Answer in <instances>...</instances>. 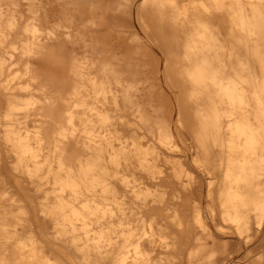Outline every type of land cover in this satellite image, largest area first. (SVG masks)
Masks as SVG:
<instances>
[{
  "label": "bare ground",
  "instance_id": "bare-ground-1",
  "mask_svg": "<svg viewBox=\"0 0 264 264\" xmlns=\"http://www.w3.org/2000/svg\"><path fill=\"white\" fill-rule=\"evenodd\" d=\"M134 12L145 43L128 33ZM156 45L163 74L184 85L174 101ZM177 155L203 173L186 186L184 163L173 161L175 198L203 197L210 223L220 213L238 239L263 230L264 0H0V177L7 157L49 234L80 264H160L159 227L142 218L190 208H171L158 187ZM15 190L0 194V264H70L40 247ZM200 208L190 224L204 232L182 249H191L188 264H217L234 238L208 234ZM160 242L175 248V239Z\"/></svg>",
  "mask_w": 264,
  "mask_h": 264
},
{
  "label": "rangeland",
  "instance_id": "rangeland-1",
  "mask_svg": "<svg viewBox=\"0 0 264 264\" xmlns=\"http://www.w3.org/2000/svg\"><path fill=\"white\" fill-rule=\"evenodd\" d=\"M132 3H136L138 0H130ZM136 11V10H135ZM218 20L221 24H223L225 30H227L229 25V16L226 12H221L218 14ZM132 27L129 28V35L132 38H135L137 41H140L142 43H145L148 35L146 34L145 29L139 24V21L136 18V12L132 15ZM156 32V30H155ZM155 36L153 33L149 35V38L151 41L154 39ZM157 46V45H156ZM157 52L155 53L156 56H158L159 59V72L157 73L159 75V81L161 84V87L168 91V94L170 95V100L174 101L175 94L183 95V91L181 90L184 85L180 83H174L171 84L167 76L164 75L165 67H164V60H163V51L161 50V47L157 46ZM143 60H147V56L141 57ZM182 59L179 55L175 57L174 62L176 63L177 60L180 61ZM178 62V61H177ZM181 62V61H180ZM146 77V79L153 81L154 83L151 84V88L154 87L155 84L159 82H155V79L153 76H155L152 73H147L146 75H143ZM179 75L177 74L176 77ZM152 77V79H151ZM147 84V83H146ZM3 106V104H2ZM174 128H175V120H174ZM176 138L179 139L182 146L186 147L189 152L193 151V142L190 132L184 133H177V126H176ZM172 162L165 165L163 168V174L162 176H167L165 180H162L164 183L160 184L159 189H162L165 191V201H168L169 203L173 204L171 208H175V204L178 203V205L186 206L188 209L187 212H182L179 215H174L173 211H166V210H160V213L157 215H144L142 218L146 223L148 221H154L157 223V226L159 229H157L158 234L155 235L156 243H154L155 247H158L157 251H154L152 256L154 257V260H158L160 264H188L187 260V253L191 250L190 248L182 249L187 246V241L190 240V237H194L199 233H203V229L200 227H194L192 226L195 221V217L197 215V210L195 211V206H200V213L202 215V219L207 223V233L213 234L217 239H221L224 237H232L234 239H231L232 242V248L231 252L226 256V258L223 260H219L217 264H251L254 259L257 258L259 255H264V225L263 230L256 232L257 236H252L254 233V230L248 231V233L243 234L241 239H238L237 233L234 232V228L232 226H229L230 224L228 222H225L223 219H220L221 215L220 213L216 215L217 224L210 223L209 221V205L208 201L206 199H198L194 201L193 199H185L182 198H175V189L178 188L176 183H179L177 180L172 178L174 164L173 161H179L184 163V167L189 173L190 177H185L183 179V182L186 183V186H192L195 181L202 180V176L200 174L203 173L202 166L193 165L191 160H189V157L183 156L180 158L178 155L171 159ZM183 160H188V162H184ZM3 164V172H2V178L0 177V194L3 192L6 188H14L15 192H18L21 194V197L24 198V200L27 201L28 205L32 209V217L33 222L35 223V229L37 236L40 239V247L44 249L48 253H52L56 257L60 259H64L67 263L70 264H80L78 260L74 257L71 251H69L66 246H64L61 242L56 240L53 236H51L48 232V230L44 226V221L41 220V214L39 212V209L37 207L36 202L34 203V200L32 197L27 198L29 195V192L26 190V187L24 186V179H27L24 174H20L18 172H14V170L10 169L8 164V158L6 157L4 159ZM193 182V183H190ZM147 186L154 188V183L146 182ZM196 185L198 182L195 183ZM181 186V185H180ZM14 190V189H13ZM133 201V199L130 200V202ZM2 204L9 205L11 204L10 198H8L6 201L3 199L1 200ZM181 206V208H182ZM178 207V206H176ZM134 223H137L139 219L133 218ZM257 225V224H256ZM225 226V227H224ZM162 236V237H160ZM247 236V238H245ZM170 238L175 239V248H168L165 245H162L160 241L164 240V238ZM160 242V243H159ZM177 247V248H176ZM178 247L180 249H178ZM160 251V252H159ZM157 253V254H156ZM10 254V253H9ZM14 256L17 257L18 253L13 252ZM11 256V255H10ZM13 256V257H14ZM12 257V256H11ZM14 257V258H15ZM223 257V255L221 256ZM192 264H198L197 259ZM205 264V263H204Z\"/></svg>",
  "mask_w": 264,
  "mask_h": 264
}]
</instances>
